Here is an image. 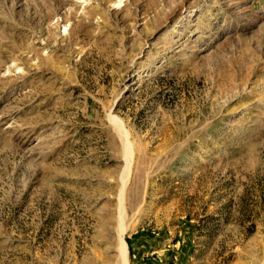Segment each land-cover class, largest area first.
<instances>
[{"label": "rangeland", "instance_id": "rangeland-1", "mask_svg": "<svg viewBox=\"0 0 264 264\" xmlns=\"http://www.w3.org/2000/svg\"><path fill=\"white\" fill-rule=\"evenodd\" d=\"M123 229L264 264V0H0V264H121Z\"/></svg>", "mask_w": 264, "mask_h": 264}, {"label": "bare ground", "instance_id": "bare-ground-1", "mask_svg": "<svg viewBox=\"0 0 264 264\" xmlns=\"http://www.w3.org/2000/svg\"><path fill=\"white\" fill-rule=\"evenodd\" d=\"M121 131V129H120ZM127 154L129 155V164H128V173H127V179L126 181L124 182V186H123V194L125 196V192H126V187L128 185V182L131 178V173H132V163H133V153H132V150H131V147L129 145V143L127 144ZM124 198V197H123ZM120 253H121V256H122V260H121V264H129V261H128V247H127V244L124 240V236H125V230L123 229L122 231H120Z\"/></svg>", "mask_w": 264, "mask_h": 264}]
</instances>
